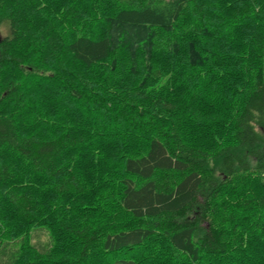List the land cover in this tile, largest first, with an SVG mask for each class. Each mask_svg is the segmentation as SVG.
Listing matches in <instances>:
<instances>
[{
	"label": "trees",
	"instance_id": "trees-1",
	"mask_svg": "<svg viewBox=\"0 0 264 264\" xmlns=\"http://www.w3.org/2000/svg\"><path fill=\"white\" fill-rule=\"evenodd\" d=\"M0 264H264V0H0Z\"/></svg>",
	"mask_w": 264,
	"mask_h": 264
},
{
	"label": "rangeland",
	"instance_id": "rangeland-1",
	"mask_svg": "<svg viewBox=\"0 0 264 264\" xmlns=\"http://www.w3.org/2000/svg\"><path fill=\"white\" fill-rule=\"evenodd\" d=\"M4 34H7V31L6 30H3L2 31ZM38 240H40V238L38 237ZM41 240H43V241H46V240H48V236L46 235V234H42V236H41Z\"/></svg>",
	"mask_w": 264,
	"mask_h": 264
}]
</instances>
